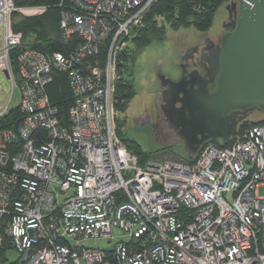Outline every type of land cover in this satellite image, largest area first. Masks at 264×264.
Masks as SVG:
<instances>
[{
    "label": "built area",
    "instance_id": "built-area-1",
    "mask_svg": "<svg viewBox=\"0 0 264 264\" xmlns=\"http://www.w3.org/2000/svg\"><path fill=\"white\" fill-rule=\"evenodd\" d=\"M62 2L60 30L79 40L76 51L27 49L18 58V128L1 126L13 93L0 108V264L8 249L20 255L11 264H264V120L224 146L203 145L195 161L142 164L121 143L114 106L120 57L157 0ZM45 11L0 0V71L14 87L10 53L23 40L12 16ZM105 44L104 66L84 69ZM55 69L68 73L74 94L69 127L46 93ZM115 228L128 240L113 243ZM101 238L110 250L78 246Z\"/></svg>",
    "mask_w": 264,
    "mask_h": 264
},
{
    "label": "water",
    "instance_id": "water-1",
    "mask_svg": "<svg viewBox=\"0 0 264 264\" xmlns=\"http://www.w3.org/2000/svg\"><path fill=\"white\" fill-rule=\"evenodd\" d=\"M229 2L219 8L212 28L205 33L217 40L229 16H235L216 48L201 58L205 77L197 71L185 76L186 67L180 66L184 49L203 35L195 29L153 43L141 54L136 77L148 121V153L178 144L171 151L195 161L205 143L226 145L248 112L264 113V0ZM181 68L183 77L174 81ZM193 73H197L196 80ZM4 75L10 80L9 72ZM210 84L215 85L212 91ZM161 85L167 88L163 95L168 127L159 119L156 106ZM248 119L256 123L263 116L255 112Z\"/></svg>",
    "mask_w": 264,
    "mask_h": 264
},
{
    "label": "trees",
    "instance_id": "trees-1",
    "mask_svg": "<svg viewBox=\"0 0 264 264\" xmlns=\"http://www.w3.org/2000/svg\"><path fill=\"white\" fill-rule=\"evenodd\" d=\"M17 8L44 7L45 13L41 16L25 17L18 13L13 14V32L20 35L23 44L21 47L12 50L10 53L11 68L14 77L20 84L19 56L27 49H33L46 55L61 53L69 55L76 51L79 40L75 37L65 41L60 30L61 14L67 9V4L62 0H13ZM227 0H157L146 18L147 26L138 35L132 45L120 57L118 72L121 77L117 85L116 106L125 109V104L131 101L136 93L134 83L131 80L133 64L140 53L155 42H161L166 38L167 27L173 30L180 28H194L199 32H207L215 19L216 13ZM134 46V47H133ZM108 47L107 44L99 49L98 56H88L83 68L99 65L103 67L106 62ZM126 70V72H123ZM130 73V74H129ZM52 81L46 87L47 96L51 105L57 110V116L62 126H70V109L74 104V94L70 85L68 73L53 70ZM22 122V115L18 107H14L9 115L1 122L3 128H18ZM261 122H246L241 130L260 125ZM120 128V127H119ZM121 143L131 152L136 154L141 163L150 159L147 157L139 144L131 145L124 138L120 129L117 130ZM37 136L44 138L42 131ZM133 143V142H132ZM219 146L214 142H209ZM192 159V158H191Z\"/></svg>",
    "mask_w": 264,
    "mask_h": 264
},
{
    "label": "rangeland",
    "instance_id": "rangeland-1",
    "mask_svg": "<svg viewBox=\"0 0 264 264\" xmlns=\"http://www.w3.org/2000/svg\"><path fill=\"white\" fill-rule=\"evenodd\" d=\"M190 29H194V28H180L179 30H173L172 28L167 27L166 38L161 42H155V43L161 44L165 42L166 40H168L169 38L176 36L182 30L188 31ZM0 39H1V35H0ZM143 51L140 53L138 59L133 64L134 66H133L132 74L129 73L131 75V80L134 83V88H135V93H136L135 97L131 101L125 104V109L123 110L121 109L118 110L116 104L114 106L115 112L118 115L116 116L117 117L116 118L117 130L118 129L121 130V132L124 135V138L127 139L132 146L135 144H139L142 148V151L145 154H147L146 159L148 157L154 160H162V159L187 160L186 158L171 151V149L178 147L179 146L178 144L172 147H168V148L156 151V152L148 153L149 152L148 121H147V115H146L145 105L143 101L142 87L136 77V66H137L138 60L141 54L143 53ZM123 72H126V70H124ZM13 79H14L15 87L13 86L10 80L6 79L4 73L0 71V108L3 107L7 103L12 93H13L12 107L17 106L20 102V90L18 87V81L16 78H13ZM248 122H253V121L248 119ZM191 158L192 157H190L189 159ZM260 195L264 196V189L260 190ZM114 236H115V241L113 243L119 240H122V241L128 240L123 230L119 228L114 229ZM73 242H76V241L73 240ZM108 242L109 240L102 239V238L97 239V240L87 239V240H81L78 243V246L85 247L88 249L110 250L113 244L111 245ZM74 244H77V242ZM5 257H6V261H4L3 264H11L17 261L20 255L16 250L8 249Z\"/></svg>",
    "mask_w": 264,
    "mask_h": 264
},
{
    "label": "flooded vegetation",
    "instance_id": "flooded-vegetation-1",
    "mask_svg": "<svg viewBox=\"0 0 264 264\" xmlns=\"http://www.w3.org/2000/svg\"><path fill=\"white\" fill-rule=\"evenodd\" d=\"M234 17L235 16H233V18L230 19V16H229V19L223 25V32L218 37L217 40H214L211 37H209L208 35H206L205 34L206 32H202V34H203L202 36L196 37L194 39V41L190 45H188V47H186L184 49V51L182 52V57H181L182 62H181L180 66L181 67L182 66L186 67L185 76L189 75L192 72H196L197 71L201 76L205 77L206 72H205L204 68L202 67L201 58L204 55L208 54L211 49L214 50L216 48V46L219 44L221 36L227 31L226 27L229 26L232 23V21L234 20ZM183 58L184 59H188V62L186 60H183ZM187 65H188V67H187ZM180 73H181L180 77L177 78L174 81L178 82L183 77L184 74H183L182 68H181V72ZM196 76H197V73H193V78H195L194 80H196ZM160 84H161V82H160ZM161 87H162V85H161ZM214 87H215L214 84H210L209 85V88H210L211 91L215 89ZM166 90H167V88H164V87L161 88V91L156 96V101H157L156 106H157L158 113H159L158 114L159 119L164 123V125H166L168 127V125H167L168 124V122H167L168 119L166 117L167 113L165 112V108L167 106H166V104H165L166 102L164 100L166 98V96L163 95V93ZM176 106L180 107V104H177ZM255 112L261 114L263 116L262 120H264V113L259 112V111L248 112V114L246 115V118L239 124V127L242 126L244 123L248 122L247 119ZM171 135L174 136L173 133H171ZM207 143H205V144H207Z\"/></svg>",
    "mask_w": 264,
    "mask_h": 264
},
{
    "label": "bare ground",
    "instance_id": "bare-ground-1",
    "mask_svg": "<svg viewBox=\"0 0 264 264\" xmlns=\"http://www.w3.org/2000/svg\"><path fill=\"white\" fill-rule=\"evenodd\" d=\"M239 129H241V126L239 127Z\"/></svg>",
    "mask_w": 264,
    "mask_h": 264
}]
</instances>
